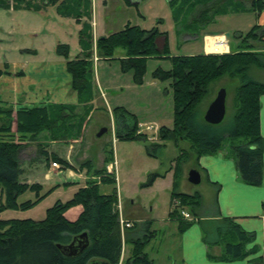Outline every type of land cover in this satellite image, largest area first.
<instances>
[{
    "label": "trees",
    "instance_id": "obj_1",
    "mask_svg": "<svg viewBox=\"0 0 264 264\" xmlns=\"http://www.w3.org/2000/svg\"><path fill=\"white\" fill-rule=\"evenodd\" d=\"M8 1L0 0V9H9ZM38 1L40 5H36L34 0H11V8L38 13L52 6L59 16L71 18L81 25L77 33L79 53L74 59L69 57L68 45L58 44L55 49V54L66 61V72L71 78V89L76 93L77 105L49 104L14 111L11 106L0 102V214L8 210H29L56 188L40 194L42 186L22 183L19 180L22 170L18 155L41 134H46L50 142L64 145L81 138L87 118L93 111L94 58L97 61H116L122 74H132V83L136 86L143 85L148 60L170 63L169 70L157 67L151 74L153 80L169 82L172 91V126L159 128L158 141L148 142L145 135H137L136 116L126 109L116 107L111 113L117 141L143 142L146 156L152 159H158L168 142L178 151L169 169L173 171L169 218L176 223L179 233L185 232L198 221L196 212L201 207L199 193L189 195L178 192L181 167L187 161L194 159L198 168L197 163L201 157L218 153L224 142L228 141L229 155L235 162L241 182L253 187L262 185L264 140L260 134L259 114L264 83L252 80L249 71L251 68L264 70V25H254L245 35H237L235 39L238 40V46L229 53L171 56L166 34L160 33L155 27L145 30L127 24L122 30L94 41L90 0ZM122 1L127 6L133 4L132 0ZM230 1L168 0V3L175 22L192 18L193 24L198 22L201 25L210 23L219 13L245 11L256 13L259 17L264 9V0H251L249 8L245 10H240L239 6L236 9L227 8ZM197 11L198 15L192 17ZM82 18L88 22L81 21ZM158 37H163L161 49L156 47ZM119 49L123 55L115 57ZM2 74L4 72L0 70V76ZM17 76L21 77L22 73ZM223 77L238 81L232 102V119L227 128L206 124L196 111L207 95L209 85ZM37 150L45 163L51 160L63 168L69 166L54 154H44L45 149L40 144H37ZM103 155L104 166L114 162L113 151L108 145L103 147ZM78 169L85 170L92 177L91 180L79 187L71 199L66 202L56 201L47 209L43 220L0 219V264H90L97 261L119 264L124 244H128L130 249L121 264H153L145 247L154 234L145 231L135 238L127 234L122 238L116 188L110 194L100 193L101 185H115L116 178L106 173L105 167L94 169L91 161L83 162ZM164 176L149 174L141 187L148 188L156 179ZM94 177L99 180H92ZM27 192L34 194V200L19 203L18 198ZM75 206H81L83 210L77 220L70 222L64 214ZM181 211H186L192 220H185ZM83 234L86 236L80 240V244L76 242L69 248L74 239ZM253 240V234L242 231L227 218L216 224L213 236L204 232L208 250L221 247L220 255L215 256L211 252L207 254L211 261L246 259L257 252L255 247L250 250L246 248ZM262 263V258L250 262Z\"/></svg>",
    "mask_w": 264,
    "mask_h": 264
},
{
    "label": "rangeland",
    "instance_id": "obj_2",
    "mask_svg": "<svg viewBox=\"0 0 264 264\" xmlns=\"http://www.w3.org/2000/svg\"><path fill=\"white\" fill-rule=\"evenodd\" d=\"M34 1L36 5L41 4L38 0ZM90 1L93 4V19L95 23L93 40L94 36L99 38L100 32H103V30L105 32L103 36H108L109 34L122 30L127 24L139 26L145 30H150L155 27L160 33L166 34L171 56L229 53L230 51L236 50L238 46V40L235 39L237 35H245L254 25L260 24L258 23L256 13L245 11L241 13L229 11L226 14L219 13L214 16L212 21L210 20V23L203 25L198 22L193 24L192 18H185L175 22L172 18V9L168 0H137L131 6L125 5L122 0ZM245 1L241 2L239 0V2H235V0H231L227 3L226 7L236 9L239 6L240 10H245L249 8L251 0ZM8 6L10 7L9 9H0V38L3 40L0 43L1 69L11 70L9 68L10 65L14 66V68L17 64L20 66L29 57L25 50H34L35 48L39 50L41 60L47 62L50 60H62L63 58L55 54L56 45L62 43L68 45L70 59H74L78 55L79 47L76 34L78 33L79 27L73 22H65L64 26H57L54 22L57 16L52 6H49L48 10H44L41 13L24 10H15L13 12L11 11V6H13L11 0L8 1ZM262 13L264 14V9ZM196 15H198V11L192 17H196ZM83 21L88 22L85 18H83ZM61 27L68 33V37L62 34L63 30H61ZM11 30H13V33H11ZM33 32H40L41 35L45 33L47 40L42 42L41 37L43 36L41 35L38 39L32 38L31 34ZM216 33H222L219 37H222L224 42L227 43L230 40L229 50L225 53L203 52L204 45H206V40L203 38L204 35ZM8 34H12V36H6ZM224 34H229L228 41L224 38ZM52 39L56 41L53 42ZM162 43L163 37H158L156 39L157 49H161ZM122 55L123 51L120 49L115 52V57ZM157 67L163 70H169L170 63L164 60H148L143 85L136 86L132 83V74H122L119 71V64L116 61H97L94 58L92 74L94 92L92 108L94 110L88 116L87 123L84 126V129L87 126L85 132V137H87L86 141H89L93 145L91 150L85 148L86 141L84 139L83 143L81 145H75L71 152L68 151V146L60 143L56 145V153L62 156L63 159L68 158L71 164L65 160L70 164L67 168H63L60 164H58V170L48 168L54 162L50 160L45 163L43 158H41L39 150H37V145L35 144L40 137L39 135L35 141L29 143L18 155L20 168L23 171L19 180L21 182L27 180H32L33 183L38 182L43 186L40 194H44L54 187H59L60 189L57 191L56 188L53 189L45 199L33 208L26 211L8 210L0 214V219L43 220L46 216L47 209L56 201L66 202L75 193V186H64L67 182L66 179L69 171H73L77 176H80L79 184L81 185L91 180L92 177L86 179L84 174H78L75 171L79 170L80 164L83 163L82 157L84 154H86V158L90 159L85 161H92V165L94 164L96 167L99 159L97 148L104 147L105 145H108V148H111L113 151V161H116L117 165L116 173L112 175L115 178L117 177V182L115 185H101L99 187L100 193L110 194L116 188L119 203L117 205L118 213L119 211L122 213L124 209L125 212L132 213L137 217L148 213L149 208L153 206L154 210L161 214L160 216H164V212H167L168 209L167 201L170 197L169 194H171L167 186V181L169 182L170 180L166 181V179H161L153 190L155 193H152L150 190L144 191L143 189L146 188H142L141 185L146 183L149 174H172L173 171H169V169L172 167L171 163L178 155V151L168 142L165 143V148L159 154L158 159H152L146 156L143 142L117 141L115 136H113L114 126L111 113L116 107L126 109L136 116L139 125L153 127L154 131L147 132V137L151 140L157 137L156 141H158L157 131L159 128H171L172 126L173 103L169 82H160L153 80L151 77L152 72ZM249 77L256 82L264 83V70L251 68ZM118 86L122 89H119ZM237 86L238 81L230 80L226 77L212 82L208 87L207 95L196 109L197 115L203 118L206 109L214 100L218 91L224 89L226 91V113L219 126L229 127L233 114V96ZM102 129H106L107 132L101 137H97V134ZM79 140L80 138L75 141ZM69 143L73 144V141ZM42 147L45 149L44 145ZM222 151L229 153L228 141L224 142ZM81 152H84L83 155ZM106 166H104L102 161L100 168L105 167L106 169ZM192 169L198 170L194 159L182 165L179 184L186 185V187L194 191L203 192L205 195L204 188L206 186L204 180H201L200 184L196 186L187 182L188 172ZM45 175H48L47 179ZM167 178L171 179V176L167 175ZM93 179L99 180L98 178ZM27 200H34V194L27 192L18 198L19 203ZM142 203H144L145 207L141 206ZM205 203H208L207 199ZM207 210L206 208L205 211L208 212ZM125 230H120L121 235ZM211 236L213 234H210Z\"/></svg>",
    "mask_w": 264,
    "mask_h": 264
},
{
    "label": "crops",
    "instance_id": "obj_3",
    "mask_svg": "<svg viewBox=\"0 0 264 264\" xmlns=\"http://www.w3.org/2000/svg\"><path fill=\"white\" fill-rule=\"evenodd\" d=\"M132 2L135 4L137 0H132ZM48 8L49 7H46L38 13L48 10ZM52 8L55 10V7ZM11 11L14 12L15 10L11 9ZM55 13L57 19L55 18L54 22L57 26H64L65 22H73L79 27L78 31L80 30L81 25L77 24L73 19L59 16L56 10ZM90 17L94 35L95 23L93 19L92 3ZM81 21H83V18ZM258 23H260V26L264 25L263 13L258 17ZM61 30H63L62 34L64 36H69L65 29H62L61 27ZM11 33H13V30H11ZM33 33L31 35L34 39H38L41 35L40 32ZM104 33V30L103 32L101 31L99 37H105L103 36ZM220 34L222 33L207 34L204 35L203 38L206 41L208 39H219L222 38L219 37ZM6 36H12V34ZM41 36H43L41 37L42 42L47 40V38H45V33ZM96 38L97 37L94 36V40H96ZM2 41L3 40L0 38V43ZM55 41L56 40H53V42ZM229 41L227 43L225 42L227 51L230 47ZM25 52L29 55L28 60L24 61L20 66L17 64L14 68V66L10 65L9 68L11 70L0 68V70L4 72V74L0 76V102L6 106H11L14 111L19 108L41 107L49 104L77 105V96L71 89V78L66 72V61L64 59L50 60L48 62L41 60L39 50L36 48L34 50H25ZM203 52L208 53L206 51V45H204ZM18 73H22V76L18 77ZM118 88L122 89L120 86H118ZM259 124L260 134L264 140V96L260 97ZM86 128L79 141H73V144L69 143V145H66L69 147L68 151L71 152L75 145H81L83 139L86 141ZM35 144H42L45 146L46 153L44 154H54L60 159H63V157L59 156L55 150L56 145L60 143L48 141L46 134H41ZM92 146L93 145L90 144L89 141H86V149L91 150ZM97 151L99 159L96 167L93 164L94 169H99L100 166H102L104 158L103 146L98 147ZM81 153L83 155L84 152ZM63 160L68 161L69 159L67 158ZM85 160H90L86 158V154L82 157V162ZM262 162V185L259 187H253L241 182L235 167V162L228 152L221 150L214 155L201 157L197 163L199 168L197 171L200 174V182L201 180H204L206 186L204 192L206 194L204 195L203 192L194 191L183 184H179L178 187V192L180 193L190 195L197 192L200 194L201 207L196 212L198 214L196 218L198 221L185 232L179 233L176 223L169 218V213L171 211L169 197L167 201L168 209L167 212H164L166 216H160L161 214L156 212L153 206L149 208L148 213L137 217L132 213L125 212L123 209L121 213L122 217L125 221L133 223V227L126 229L125 232H123L122 237L124 238V235L127 234L130 238H135L143 235L145 231L152 232L154 234L153 238L146 245L145 252L152 260L153 264H250L251 261L257 258H262V264H264V154ZM113 163L116 164V161ZM109 165L110 164H108L106 168ZM48 168L55 169L51 167V164ZM75 172L78 174H84L86 179L90 178L85 170H76ZM167 175H170L171 179H168ZM45 177L47 179L48 175H45ZM161 179H166V181L170 180L169 182L167 181V186L168 191H171L173 173L166 174L164 178H158L152 186L143 190H150L152 193H155L153 190ZM66 181L67 182L64 186H75V191L85 184H79L80 176H77L73 171L68 172ZM22 183L38 184L42 186L38 182L33 183L32 180H27ZM59 189V187L56 188V191ZM206 199L208 203H205ZM145 204H147V202H145ZM141 206L145 207L144 203H142ZM206 208L208 209V212L205 211ZM82 210L81 206L72 207L64 214V217L66 220L74 222L79 217ZM223 218L231 219L233 223L242 229V231L254 235L253 242L248 244L246 248L247 250H250L255 247L257 251L256 253L250 254L246 259L231 262L211 261L208 258L207 254L209 252L215 256L220 255L221 247L216 246L211 250H208V247L204 242V232L206 231L209 234H213L216 224ZM129 249L130 246L128 244L123 245L119 264L122 263L125 255L127 256Z\"/></svg>",
    "mask_w": 264,
    "mask_h": 264
},
{
    "label": "water",
    "instance_id": "obj_4",
    "mask_svg": "<svg viewBox=\"0 0 264 264\" xmlns=\"http://www.w3.org/2000/svg\"><path fill=\"white\" fill-rule=\"evenodd\" d=\"M229 34H224V38L228 41ZM225 100H226V91L224 89H220L214 98V100L210 103L208 108L206 109L203 121L211 126H217L222 123L225 113H226V107H225ZM106 129H102L98 134L97 137H101L104 133H106ZM187 182L191 185H199L200 184V174L197 170L192 169L188 172L187 175ZM86 235L83 234L78 239H74L73 243L69 246V248H72L76 242L80 244V240L85 237ZM82 249V248H81ZM74 255V254H71ZM90 264H104L101 262H93Z\"/></svg>",
    "mask_w": 264,
    "mask_h": 264
},
{
    "label": "built area",
    "instance_id": "obj_5",
    "mask_svg": "<svg viewBox=\"0 0 264 264\" xmlns=\"http://www.w3.org/2000/svg\"><path fill=\"white\" fill-rule=\"evenodd\" d=\"M149 131H154L153 127H150V126H141V125H138L137 127V131H136V134L137 135H145L146 136V139L147 141H150V142H155L156 141V138H152L149 139L147 137V132ZM158 132V131H157ZM51 166L55 169H59V166L57 163H52ZM106 171L108 174H113V173H116V164L115 163H112L110 164L107 168H106ZM119 210H120V207H119ZM117 211H118V207H117ZM118 217H119V227H120V230L123 231L124 229H130L132 226H133V223L131 222H128V221H125L121 215V211H119L118 213ZM181 216L185 219V220H188V221H191L192 220V217L186 212V211H181Z\"/></svg>",
    "mask_w": 264,
    "mask_h": 264
},
{
    "label": "bare ground",
    "instance_id": "obj_6",
    "mask_svg": "<svg viewBox=\"0 0 264 264\" xmlns=\"http://www.w3.org/2000/svg\"><path fill=\"white\" fill-rule=\"evenodd\" d=\"M206 51L208 53H225L227 51V46L222 38L213 40L208 39L206 41Z\"/></svg>",
    "mask_w": 264,
    "mask_h": 264
}]
</instances>
